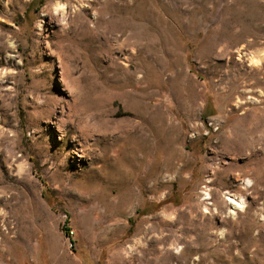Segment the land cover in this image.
<instances>
[{
  "label": "rangeland",
  "instance_id": "obj_1",
  "mask_svg": "<svg viewBox=\"0 0 264 264\" xmlns=\"http://www.w3.org/2000/svg\"><path fill=\"white\" fill-rule=\"evenodd\" d=\"M0 264H264V0H0Z\"/></svg>",
  "mask_w": 264,
  "mask_h": 264
},
{
  "label": "trees",
  "instance_id": "obj_2",
  "mask_svg": "<svg viewBox=\"0 0 264 264\" xmlns=\"http://www.w3.org/2000/svg\"><path fill=\"white\" fill-rule=\"evenodd\" d=\"M66 231H67V233H68V228H66Z\"/></svg>",
  "mask_w": 264,
  "mask_h": 264
},
{
  "label": "bare ground",
  "instance_id": "obj_3",
  "mask_svg": "<svg viewBox=\"0 0 264 264\" xmlns=\"http://www.w3.org/2000/svg\"><path fill=\"white\" fill-rule=\"evenodd\" d=\"M230 201V200H229ZM234 204V203H233Z\"/></svg>",
  "mask_w": 264,
  "mask_h": 264
}]
</instances>
